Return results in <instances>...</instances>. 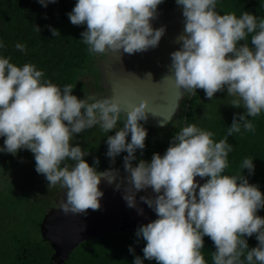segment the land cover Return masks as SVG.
Returning <instances> with one entry per match:
<instances>
[{
  "label": "clouds",
  "instance_id": "1",
  "mask_svg": "<svg viewBox=\"0 0 264 264\" xmlns=\"http://www.w3.org/2000/svg\"><path fill=\"white\" fill-rule=\"evenodd\" d=\"M38 2L47 7L57 0ZM175 2L182 6L184 28L175 40L181 47L170 54L171 75L164 79L192 95L202 89L210 100L227 90L228 97H233L231 106L246 111L234 116L223 139L217 142L211 131L188 124L175 133L163 155L154 153L150 162L140 159L133 166L135 153L145 148L148 136L140 123L148 120V100L128 110L114 96L80 99L73 95V85L57 86L34 64L17 66L10 57L0 56V137L6 138L0 152L16 155L21 149L30 150L48 188L59 185L64 190L58 207L65 215L99 210L102 180L115 183L116 190L126 181L123 199L129 208L137 207L138 192L151 189L155 195L141 196L140 201L158 218L138 227L136 236L145 246L143 258L136 256L134 264H144L145 259L157 264H206L205 236L215 245L213 264H264V217L257 214L264 209V193L243 175L244 169L254 174L253 159L242 161V174H224L233 151L228 137L242 129L254 132L249 117L264 111V18L248 11L239 17L234 12L221 15L217 0ZM162 3L77 0L68 16L73 25H86L81 41L89 54L134 55L157 48L165 35L166 27L152 24ZM35 30L40 32L38 26ZM51 31L53 36L60 35L57 29ZM15 47L26 51L24 44ZM121 118L123 126L117 127ZM97 125L105 133L118 129L107 136L106 155L115 164L118 155L127 153L126 177H119L114 168L98 171L85 159L89 152L71 143L74 134ZM99 162L98 157L94 159L95 165ZM196 177L207 180L201 185ZM138 211L143 215V209ZM254 234L259 243L249 248L245 237ZM129 251L135 253L131 246Z\"/></svg>",
  "mask_w": 264,
  "mask_h": 264
},
{
  "label": "trees",
  "instance_id": "2",
  "mask_svg": "<svg viewBox=\"0 0 264 264\" xmlns=\"http://www.w3.org/2000/svg\"><path fill=\"white\" fill-rule=\"evenodd\" d=\"M174 1L164 0L158 8L165 5L171 7ZM217 2L222 13L234 12L239 17L248 11L258 19L264 18V0ZM76 3L77 0H57L56 3L44 7L38 0H0V42L4 44V47L0 48V56L10 57V62L17 66L34 64L38 70L43 71L45 79L51 80L57 86L63 88L66 84L73 85V95L80 99L90 95L88 86L92 80V86L99 90L95 96L100 98L103 97V89L100 86L101 72L98 67L101 56L89 54L88 46L81 41V33L86 30V25L75 26L70 22L68 13ZM35 26L40 28V32L35 30ZM51 29L59 30L60 35L53 36ZM250 40L251 34L247 42L250 43ZM17 43L24 44L26 51L17 50ZM229 98L233 99L228 97L227 90L216 93L211 100L202 89H197L195 95L186 92L177 114L167 127L159 130L145 127L148 131L145 148L136 151L133 166L137 165L140 159L150 162L154 153L163 155L175 133L188 124L194 123L199 128L211 131L214 134L213 139L217 142L223 139L234 116L246 111L243 107H232ZM249 119L255 125L254 132H245L242 129L240 133L228 137L233 151L229 153V166L224 174H242V161L251 158L255 172L250 175L248 170L244 169L243 175L250 183L258 185L264 193V111ZM122 126L123 118L117 127ZM117 130L105 133L97 125L75 134L77 140L71 143L73 146L78 144L85 152H89L85 159L90 165L97 167L98 171L109 168L124 170L126 152L115 158V164H112L111 158L106 155L107 136L115 135ZM5 139L0 137V147L4 145ZM128 141H131V134ZM97 157L100 162L95 165L94 159ZM1 161L4 162L5 169L12 173H22L23 170L25 173L36 171L34 154L23 149L16 155L0 152ZM17 191L21 192V189ZM15 192L16 190L11 193L3 192L0 195V264H56L51 259L54 251L49 242L43 240L40 232V223L50 198L18 197L14 195ZM257 214L264 217V209L259 210ZM136 231L137 229L113 231L83 242L62 264H134L136 256L143 258L142 249L145 246L142 238L136 236ZM245 239L249 248L256 247L259 243L255 234ZM130 246L135 249L134 254L129 251ZM213 251L214 242L205 236L202 253L206 264H213ZM144 264L157 262L145 259Z\"/></svg>",
  "mask_w": 264,
  "mask_h": 264
},
{
  "label": "water",
  "instance_id": "3",
  "mask_svg": "<svg viewBox=\"0 0 264 264\" xmlns=\"http://www.w3.org/2000/svg\"><path fill=\"white\" fill-rule=\"evenodd\" d=\"M152 24L154 28L166 27L165 35L157 48L134 55L124 54L122 51L110 52L107 56H101L98 67L106 96L120 99L128 110L148 100V120L140 123L144 127L159 130L170 124L186 94V91L181 90V95L174 81L164 79L171 75L170 54L181 47L175 40L184 28L182 6L174 1L171 7L165 5L158 8V17ZM148 73L152 77L147 76ZM118 172L119 177L128 175L123 170ZM196 180L201 185L206 182V178L196 177ZM119 182L118 178L117 183ZM126 186L125 181L124 186L116 190L115 183L108 184L102 180L99 185L104 193L100 201L101 208L97 211L89 209L87 215H65L58 207L65 192L61 188L55 192L53 205L48 207L40 223V232L43 240L49 242L53 249L51 259L56 264L68 260L83 242L113 231L138 229L158 218L147 204L140 201L141 196L155 193L151 189L138 192L137 207L129 208L123 199ZM138 209H143V215Z\"/></svg>",
  "mask_w": 264,
  "mask_h": 264
},
{
  "label": "rangeland",
  "instance_id": "4",
  "mask_svg": "<svg viewBox=\"0 0 264 264\" xmlns=\"http://www.w3.org/2000/svg\"><path fill=\"white\" fill-rule=\"evenodd\" d=\"M217 11L221 15L225 14L220 11L218 5H217ZM92 84L93 81L91 80L88 86L89 94L95 95L99 92V90H97L94 86H92ZM100 86L103 89L102 95L106 96V92L104 90L105 88L101 80H100ZM229 100L231 101L232 98H229ZM76 140L77 139L74 134L71 142L74 143ZM23 150L26 152H31L30 150H26V149ZM68 163H71V161H69ZM0 164H1L0 165V195L3 194V192L11 193L16 190L14 195L18 197L27 196L29 198L30 197L50 198V200L47 201L48 202V205L46 207L47 209L49 206L53 205L54 194L60 188V186L57 187L58 186L57 185L55 187L48 188V182L46 178L42 174L37 173V171L25 173L26 171L23 170L21 172L25 174L19 172L12 173V171L5 169V165L3 161H1ZM7 172H10V174H6ZM19 189H21V192L17 191Z\"/></svg>",
  "mask_w": 264,
  "mask_h": 264
},
{
  "label": "flooded vegetation",
  "instance_id": "5",
  "mask_svg": "<svg viewBox=\"0 0 264 264\" xmlns=\"http://www.w3.org/2000/svg\"><path fill=\"white\" fill-rule=\"evenodd\" d=\"M118 170H122V168H118ZM123 171H125V169Z\"/></svg>",
  "mask_w": 264,
  "mask_h": 264
}]
</instances>
